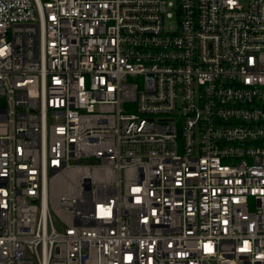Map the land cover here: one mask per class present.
I'll use <instances>...</instances> for the list:
<instances>
[{
	"label": "built area",
	"instance_id": "built-area-1",
	"mask_svg": "<svg viewBox=\"0 0 264 264\" xmlns=\"http://www.w3.org/2000/svg\"><path fill=\"white\" fill-rule=\"evenodd\" d=\"M0 264H264V0H0Z\"/></svg>",
	"mask_w": 264,
	"mask_h": 264
}]
</instances>
